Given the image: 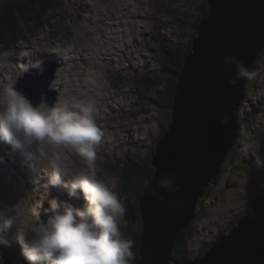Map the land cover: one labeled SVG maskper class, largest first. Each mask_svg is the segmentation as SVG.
Segmentation results:
<instances>
[{"label": "rangeland", "instance_id": "rangeland-1", "mask_svg": "<svg viewBox=\"0 0 264 264\" xmlns=\"http://www.w3.org/2000/svg\"><path fill=\"white\" fill-rule=\"evenodd\" d=\"M60 2V15L64 17L63 24L67 30L63 38L53 41L45 28L41 27L35 37L26 33L28 38L17 43L13 50L5 51L0 45V88L15 84L22 78L26 62L36 63L43 58L47 60L46 57L58 59L61 67H55V80L61 74L64 78L69 77V81L64 82L66 88L59 95L53 80L54 85L52 83L47 97L51 102L47 103L54 104L58 98L76 97L95 105V119L104 133L97 150L98 163L104 168L102 178L118 192L120 176L126 168L128 157L147 154L154 138L163 131L162 125H165L164 114L148 99L152 91L148 93L149 90L140 85V81L146 76L163 75L161 44L167 42L176 45L188 41L191 31L187 19L194 15L201 2ZM179 19L185 23L179 22ZM67 55L70 56L69 62ZM51 65L54 67V64ZM255 74L241 103V114H245L241 122L242 132L226 162V172L218 177L214 190L208 193L206 201L199 208L198 216L192 223V233L184 236L187 249L193 256L205 244L219 237L239 214L248 209L253 191L264 189V168H257L254 163L257 151L259 157L264 159V56L257 60ZM27 82L30 85V81ZM245 145L250 146V154L244 151ZM10 147L0 141V153L5 155V158L0 156L3 159L0 163V184L3 183L0 209L22 203L35 223L48 200L56 198L59 202L70 197L66 190L64 194H56L62 188L47 184L45 166L38 165L32 172L20 158L9 160L6 154ZM65 166L70 173L74 166H82V162L71 150H66ZM63 178L68 182V177ZM80 198L77 209L84 205ZM122 201L127 213L119 226L121 232L128 236L136 232L137 222L129 215L133 206L132 197L126 196ZM26 229L30 228L22 219L3 233L8 244H0V264L4 262L5 255L10 256L8 253L11 250L22 256L21 245L13 241L20 233L27 234ZM13 243L16 244L9 246Z\"/></svg>", "mask_w": 264, "mask_h": 264}, {"label": "water", "instance_id": "water-1", "mask_svg": "<svg viewBox=\"0 0 264 264\" xmlns=\"http://www.w3.org/2000/svg\"><path fill=\"white\" fill-rule=\"evenodd\" d=\"M205 1L208 15L195 27L191 51L176 76L170 123L156 142L151 159L154 172L146 178L155 189L161 176H174L180 191L168 194L159 189L163 199L158 201L143 188L137 264H264V189L202 257L190 262L171 260L176 235L194 219L203 189L238 135L239 109L248 81L230 87L227 82L234 77V66L224 65L222 57L235 55L252 70L264 49V0ZM47 77L51 81L52 75ZM23 82L15 88L27 97L25 88L29 93L30 85ZM47 93L42 95L44 100ZM225 116L230 121L227 126L220 123ZM59 204V210L65 205L77 209L70 201ZM50 215L51 209L44 211L40 220Z\"/></svg>", "mask_w": 264, "mask_h": 264}, {"label": "clouds", "instance_id": "clouds-1", "mask_svg": "<svg viewBox=\"0 0 264 264\" xmlns=\"http://www.w3.org/2000/svg\"><path fill=\"white\" fill-rule=\"evenodd\" d=\"M222 63L234 66V77L227 82L230 87L255 78V72L235 55L223 56ZM35 65L38 74H43L42 63ZM96 111L93 103L76 97L58 98L51 106L42 97L33 105L14 84L0 88V141L11 146L6 155L20 158L32 172L38 165L45 166L49 186L65 189L69 197L79 194L84 201L81 209L65 205L59 210L60 204L52 199V215L46 221L38 217L35 223L22 203L0 209V244L7 246L3 233L22 219L29 226L30 235L18 236L28 264H132L135 258L134 241L119 226L127 208L119 192L102 178L104 168L98 163L97 150L104 133L95 119ZM229 122L227 116L220 121L224 126ZM66 150L82 162L70 173L65 166ZM244 151L250 154V146L245 145ZM254 163L264 168L258 151ZM63 177H68V182ZM155 183L154 189L149 180L144 182L154 200L163 199L159 189L168 194L180 191L171 175H163Z\"/></svg>", "mask_w": 264, "mask_h": 264}, {"label": "trees", "instance_id": "trees-1", "mask_svg": "<svg viewBox=\"0 0 264 264\" xmlns=\"http://www.w3.org/2000/svg\"><path fill=\"white\" fill-rule=\"evenodd\" d=\"M60 1L61 0H0V45L2 48H4L5 51L13 50L17 43L28 38L26 37V33L31 37H35L36 34L40 33L41 27L45 28L46 34H48V37L52 38L53 41L63 38L67 33V30L63 24L64 17L60 15L62 4ZM200 2L201 3L197 6L194 15L187 19V26L191 31V36L188 41L186 43H179L176 45L167 42H163V44H161V55L163 57V70L161 72L163 75L158 74V76L152 78L150 76H146L142 81H140V85L149 90L148 93L152 91L148 99L151 104L164 114L165 125H162V127H164L163 131L159 132L157 137L154 138L153 145L150 147L147 154L144 156L136 155L134 157H128L126 168L123 169L120 176L121 180L118 191L120 198L121 200H124L126 196L132 197L133 206L130 207L129 215L137 222L136 232L129 233L128 235L134 241L133 252L135 258L132 261V264H137L139 260L138 249L142 228L139 216V201L142 196V190L144 188L146 178L153 175L154 172V169L151 166V159L154 155L156 142L164 135L170 123V108L173 103L177 85L176 76L180 73L183 67L185 57L191 51V43L195 37V27L208 15L209 12L206 1L200 0ZM49 9H51V15L48 14ZM179 22L183 24L185 23V21L181 19H179ZM262 56H264V49L259 53L258 59ZM252 70L255 73L257 72V62ZM248 84L249 81L246 85V90L248 89ZM239 113L240 117L238 120V128H240L241 122L244 121L243 118H245V114L243 115L244 117L241 116V105ZM240 132L241 130H238V135L233 141V146L228 152L225 160L218 168L217 174L209 182L208 186L203 189V196L196 203L194 219L176 235L171 254L172 261L190 262L195 258L202 257L211 244L217 240L218 237L216 236L214 240L201 247L196 256H193L187 249L184 236L192 233V223L198 216L199 208L206 201L208 193L214 190L218 177L225 174L226 162L229 160L230 153L236 145ZM261 190L257 189L253 191V197L250 201L248 209L252 205L255 195ZM78 197L80 198L79 195ZM81 202L83 203V199H81ZM246 211L239 214L220 236L224 235L231 228H233L237 221L245 215ZM27 231L31 234L30 229H27ZM9 254V257L5 255L4 262L2 264H28V262L21 256L14 254V251H10L8 255Z\"/></svg>", "mask_w": 264, "mask_h": 264}, {"label": "bare ground", "instance_id": "bare-ground-1", "mask_svg": "<svg viewBox=\"0 0 264 264\" xmlns=\"http://www.w3.org/2000/svg\"><path fill=\"white\" fill-rule=\"evenodd\" d=\"M69 57H70L69 55H67V57H66V60H68V62L70 60ZM54 66H55V64H54ZM51 71H53V70H51ZM33 73L36 75L35 77L33 76ZM33 73H30L29 76L35 80V83L34 84L32 83V85L30 84L29 93H28V87H26L25 89L27 91V94H29V95H27L26 98H29V100L33 103V105H36L40 102L43 93H45V92L47 93V91H48V93L46 94L48 97L50 90H51V87H52V83L54 81L52 79H51V81L48 79L47 76L49 74H51L48 70L44 69L43 74H38V70H33ZM68 81H69V77L64 78V76H62L61 74L57 75L56 80H55V89L57 88V90L59 91L58 92L59 95H60V92L62 93L64 91V88H66V87H64L65 86L64 82H68ZM53 85H54V83H53ZM46 100L49 101L48 98L45 99V101ZM51 105H52V103H50V106ZM62 179H64V181L66 182L65 178H62ZM74 201H77V200H74Z\"/></svg>", "mask_w": 264, "mask_h": 264}, {"label": "flooded vegetation", "instance_id": "flooded-vegetation-1", "mask_svg": "<svg viewBox=\"0 0 264 264\" xmlns=\"http://www.w3.org/2000/svg\"><path fill=\"white\" fill-rule=\"evenodd\" d=\"M241 116L243 117V114H241ZM246 121V120H245ZM241 130V132H242V124L240 125V128H239V131ZM241 132H240V135H241ZM251 196H250V200L252 199V197H253V192L250 194Z\"/></svg>", "mask_w": 264, "mask_h": 264}]
</instances>
